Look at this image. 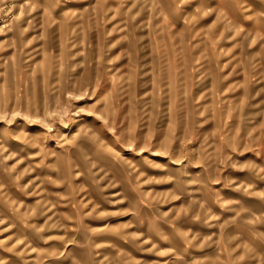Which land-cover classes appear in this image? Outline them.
<instances>
[{"label": "rangeland", "instance_id": "374dc122", "mask_svg": "<svg viewBox=\"0 0 264 264\" xmlns=\"http://www.w3.org/2000/svg\"><path fill=\"white\" fill-rule=\"evenodd\" d=\"M0 264H264V0H0Z\"/></svg>", "mask_w": 264, "mask_h": 264}]
</instances>
